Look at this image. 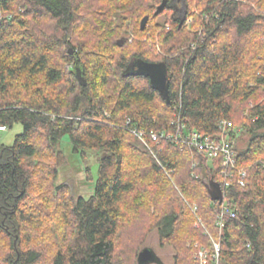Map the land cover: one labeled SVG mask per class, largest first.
<instances>
[{
    "label": "trees",
    "instance_id": "obj_1",
    "mask_svg": "<svg viewBox=\"0 0 264 264\" xmlns=\"http://www.w3.org/2000/svg\"><path fill=\"white\" fill-rule=\"evenodd\" d=\"M162 1L0 0V126L23 127L0 145V264H138L155 229L174 264L202 247L213 264L212 238L221 264H264V0H182L178 17L170 5L155 15ZM135 59L167 64L169 101L126 73ZM223 119L249 135L233 166L174 140L216 139ZM65 137L98 157L88 198L59 183Z\"/></svg>",
    "mask_w": 264,
    "mask_h": 264
},
{
    "label": "rangeland",
    "instance_id": "obj_2",
    "mask_svg": "<svg viewBox=\"0 0 264 264\" xmlns=\"http://www.w3.org/2000/svg\"><path fill=\"white\" fill-rule=\"evenodd\" d=\"M165 13L170 14L168 11H166ZM165 18H166V14L161 16L158 20L163 21ZM193 21L194 18L189 17L188 20L189 26H191L190 23H193ZM22 129L23 127L21 124H15L13 128L7 127L4 130L0 129V145L13 144L16 134L20 133ZM236 131L238 130L236 129ZM141 139L144 138L141 137ZM234 139H235L234 141L235 145L237 147L245 148V146L248 143L249 135L244 132H241V135H239L238 138H234ZM59 148H61L67 156V162L61 168L60 171L59 183L69 184L71 194L75 198L79 196H84L88 198L93 194L95 189V182L98 176V164H99L98 157L96 158L94 152H89L88 159H83L81 154L74 153L73 145L67 137L63 139L62 143L59 145ZM88 164H90V166L92 167V173L94 177L92 182L89 181L87 178L86 167ZM199 218L200 217H198V219ZM215 241L216 240L212 238V243ZM198 245L202 246V244L199 241L193 244V246L195 247ZM141 247L142 248L150 247L154 249L155 252L158 254V256L161 258V264H174L175 250L173 246L170 244L161 245L159 240V234L156 229L150 231L146 235V238L142 242ZM153 264H159V263H153Z\"/></svg>",
    "mask_w": 264,
    "mask_h": 264
},
{
    "label": "water",
    "instance_id": "obj_3",
    "mask_svg": "<svg viewBox=\"0 0 264 264\" xmlns=\"http://www.w3.org/2000/svg\"><path fill=\"white\" fill-rule=\"evenodd\" d=\"M171 3L170 0H163L162 3L157 7L155 15L162 12ZM149 19V15H145L141 21V28L143 29ZM120 45H123L125 38H120L118 40ZM72 53L73 50L70 49ZM128 74H142L149 77L151 85L153 88L160 91L162 96H164L168 101L170 100L169 94V74L168 66L164 61L151 62L143 59L133 60L126 70ZM75 72L81 84H86V78L83 74L82 66L77 62L75 65ZM208 192L212 200L223 202L224 191L221 183L216 181L213 175L204 179ZM161 264V258L155 252L154 249L150 247H144L138 254V264Z\"/></svg>",
    "mask_w": 264,
    "mask_h": 264
},
{
    "label": "built area",
    "instance_id": "obj_4",
    "mask_svg": "<svg viewBox=\"0 0 264 264\" xmlns=\"http://www.w3.org/2000/svg\"><path fill=\"white\" fill-rule=\"evenodd\" d=\"M222 123H224L225 125H229V126L233 125L231 121H228L226 119H223ZM184 127L185 125L184 126L182 125V128ZM0 129L4 130L6 129V127L0 126ZM137 134L142 137V133L137 132ZM167 136L169 135L166 134L165 132H161V133L154 132L152 135V137L156 140H158L160 137H167ZM179 136L182 137L181 134ZM186 142L189 144H194L200 150H202L205 154H208L211 157H217L219 155L223 156L224 166H233L235 163L234 140H233L231 133H228L226 130H223L221 135L218 136V138L216 139L211 138L209 136L202 135L198 131H191V132H188L187 134ZM242 172H243L242 173L243 176H245L246 172L245 171H242ZM239 182L241 185H245L244 178H241ZM194 210L196 211V208ZM227 212H229V207L227 205H224L222 211L220 212L217 218V224L220 225L221 227L224 226V223H225L224 219H225V215ZM199 221L202 222V219L199 218ZM197 254L199 255V260L201 259L200 264H209L208 254L204 250V247L199 249ZM214 254L216 255L217 259L220 260L219 259L220 249L218 247L215 250Z\"/></svg>",
    "mask_w": 264,
    "mask_h": 264
},
{
    "label": "bare ground",
    "instance_id": "obj_5",
    "mask_svg": "<svg viewBox=\"0 0 264 264\" xmlns=\"http://www.w3.org/2000/svg\"><path fill=\"white\" fill-rule=\"evenodd\" d=\"M232 127L233 126H229V125H225L224 123H222V120L220 121V123H219V128H220V130H221V132L223 131V130H226L228 133H232L233 134V131H232ZM187 128V126H185L184 128H182V129H186ZM191 132V131H190ZM180 138V137H179ZM179 138H175L174 140H176V141H178V142H185L186 141V139H187V136H182V139L183 140H181V139H179ZM233 140L235 141V139H234V137H233ZM194 147H196V149L199 151V152H201V153H203V154H205L202 150H200L197 146H195L194 144H192ZM234 147H235V142H234ZM208 157H210V158H214V157H211V156H209L208 154H206ZM234 156H235V152H234ZM234 161V160H233ZM223 165H224V163H223ZM242 171H245V170H240V174H241V177H240V179L241 178H244L245 179V177L247 176V172H246V175L245 176H243V172ZM230 172V171H229ZM240 179H239V181H240ZM205 183V182H204ZM240 183V182H239ZM206 185V184H205ZM222 185V184H221ZM223 188V187H222ZM224 200H225V196H224ZM224 200H223V202H224ZM213 244H214V248H215V250L217 249V247L220 249V244L218 243V242H213ZM200 264L201 263V259L199 260V255L197 254L196 255V263L195 264ZM213 264H221L220 263V260H218L217 259V257H216V255L214 254L213 255Z\"/></svg>",
    "mask_w": 264,
    "mask_h": 264
},
{
    "label": "flooded vegetation",
    "instance_id": "obj_6",
    "mask_svg": "<svg viewBox=\"0 0 264 264\" xmlns=\"http://www.w3.org/2000/svg\"><path fill=\"white\" fill-rule=\"evenodd\" d=\"M171 7L176 11L175 16H181V11H182V0H174L170 4Z\"/></svg>",
    "mask_w": 264,
    "mask_h": 264
}]
</instances>
